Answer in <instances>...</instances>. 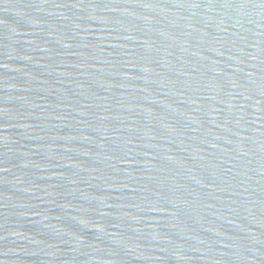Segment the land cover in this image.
Masks as SVG:
<instances>
[{
  "label": "water",
  "instance_id": "1",
  "mask_svg": "<svg viewBox=\"0 0 264 264\" xmlns=\"http://www.w3.org/2000/svg\"><path fill=\"white\" fill-rule=\"evenodd\" d=\"M0 264H264V0H0Z\"/></svg>",
  "mask_w": 264,
  "mask_h": 264
}]
</instances>
